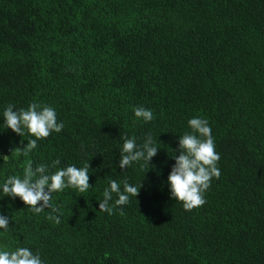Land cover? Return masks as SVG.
Here are the masks:
<instances>
[{
	"label": "trees",
	"instance_id": "trees-1",
	"mask_svg": "<svg viewBox=\"0 0 264 264\" xmlns=\"http://www.w3.org/2000/svg\"><path fill=\"white\" fill-rule=\"evenodd\" d=\"M32 103L64 127L24 155L13 151L35 137L7 129L3 111ZM194 117L221 175L186 211L168 176ZM149 135L151 163L121 169V137ZM28 164H88L91 187L52 193L59 211L39 214L0 189L2 250L42 264H264V0H0V185ZM110 180L142 186L111 214L99 209Z\"/></svg>",
	"mask_w": 264,
	"mask_h": 264
},
{
	"label": "clouds",
	"instance_id": "clouds-1",
	"mask_svg": "<svg viewBox=\"0 0 264 264\" xmlns=\"http://www.w3.org/2000/svg\"><path fill=\"white\" fill-rule=\"evenodd\" d=\"M135 117L150 122L153 119L151 110L143 107L134 109ZM4 126L11 129L19 136L24 135V130L35 137L29 140L24 148H17L13 152H22L27 155L37 147V141L48 138L53 132L62 131L63 123L57 122L56 111L47 105L32 103L27 109L14 110V106L9 104L3 111ZM190 132H185L179 136V155L172 157L175 160L169 176L171 198L182 203L186 211H191L203 206L206 201L204 193L211 187V181L215 177L219 179L221 172L217 167L220 155L215 150L212 137V129L206 119L194 117L188 121ZM123 145L119 160L121 169L128 168L133 162L144 161L150 164L153 157L158 153L155 141L149 135L144 143L137 145L135 138L122 136ZM4 156L3 159H7ZM60 164L57 159L52 162V168ZM89 168L86 164L82 168L69 165L66 168H58L55 172L48 174V165H39L33 169L31 164L24 169L23 178L19 176H9L0 185L2 193L12 199L20 198L31 210L39 214L46 208H52V212H58L57 207H52V193L63 191L65 188L77 189L80 193L86 192L90 187ZM109 187L103 192V200L99 202L101 212L112 213L114 206L125 205L129 202V197H138L142 186L137 187L127 180L123 182V190L116 180L109 181ZM115 199L114 205H110ZM123 214V213H121ZM50 220L60 223L58 217L49 215ZM9 218L0 215V229H7ZM0 264H42L39 254L24 247H19L14 251L0 249Z\"/></svg>",
	"mask_w": 264,
	"mask_h": 264
}]
</instances>
